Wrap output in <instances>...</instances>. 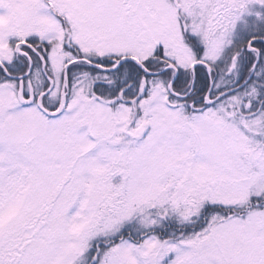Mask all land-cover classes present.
I'll return each mask as SVG.
<instances>
[{"label": "snow or ice", "instance_id": "obj_1", "mask_svg": "<svg viewBox=\"0 0 264 264\" xmlns=\"http://www.w3.org/2000/svg\"><path fill=\"white\" fill-rule=\"evenodd\" d=\"M0 264H264V0H0Z\"/></svg>", "mask_w": 264, "mask_h": 264}]
</instances>
